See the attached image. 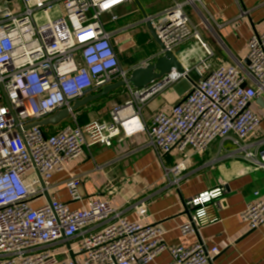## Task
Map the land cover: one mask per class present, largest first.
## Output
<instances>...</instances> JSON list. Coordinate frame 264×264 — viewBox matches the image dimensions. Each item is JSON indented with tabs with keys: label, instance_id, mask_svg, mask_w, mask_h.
Instances as JSON below:
<instances>
[{
	"label": "built area",
	"instance_id": "obj_1",
	"mask_svg": "<svg viewBox=\"0 0 264 264\" xmlns=\"http://www.w3.org/2000/svg\"><path fill=\"white\" fill-rule=\"evenodd\" d=\"M130 0H0V264H154L168 252L169 264H213L218 248L199 242L192 247H169L160 225H143L120 218L109 203L95 201L89 209L71 210L49 198L56 173L97 145L112 147L121 136L146 134L160 162L173 152L203 154L214 144L230 141L234 154L255 170H264V137H257L264 107V34L249 41L248 67H214L212 53L184 72L172 70L143 89H132L130 71L124 69L107 25L119 19L116 10ZM196 0L174 4L150 20L164 46L156 58L181 45L201 42L185 12ZM199 1V0H198ZM109 16V19H105ZM177 56V55H176ZM180 60L183 58L181 53ZM144 62L141 67L153 63ZM195 72L184 99L169 114L154 115L149 126L141 119L143 107L153 98ZM125 82L131 99L116 106L110 121L78 123L77 101ZM255 108V110H254ZM69 110L61 129L38 123ZM184 161L164 166L165 177L179 175ZM176 180L175 183H178ZM73 201H81V180L66 182ZM114 193L116 189H108ZM226 194L220 186L190 198L189 218L180 228L183 236L198 234L220 221L218 207ZM47 202L38 208L31 202ZM144 217V205L137 207ZM249 231L264 227V200L249 204L240 215ZM81 238L69 252L81 261L61 260L51 248Z\"/></svg>",
	"mask_w": 264,
	"mask_h": 264
},
{
	"label": "crops",
	"instance_id": "obj_2",
	"mask_svg": "<svg viewBox=\"0 0 264 264\" xmlns=\"http://www.w3.org/2000/svg\"><path fill=\"white\" fill-rule=\"evenodd\" d=\"M186 2L188 0H130L116 10L119 19L108 24L107 29L114 33L112 41L124 69L131 72L144 62L156 60L161 48L150 35L146 22L156 21L166 9ZM185 12L204 44L203 47L191 41L180 46L176 55L183 54L181 62L185 67H193L204 58L207 48L212 53L214 67H248L249 41L255 35L264 34V0H196L185 6ZM197 79V73L193 72L190 78L183 80L191 86ZM178 83L143 107L144 124L149 126L159 112L169 114L171 108L184 99L188 92L180 94ZM130 99L131 92L125 86L79 109L78 123L84 126L92 121L109 122L112 109L123 106ZM256 109L262 122L255 139L264 137V107L257 104ZM67 123L66 119L50 127L59 130ZM234 151L230 141L219 142L203 154L187 152L189 158L185 161L183 154L173 152L164 157L162 164L149 146L146 134L121 136L114 140L112 147L97 145L74 160L67 172L56 173L49 198L68 204L71 210L89 209L95 201L107 202L120 212L119 219L162 226L164 241L169 247H192L202 242L209 250L218 248L220 255L213 264H264V227L249 231L240 219L249 204L264 200V170H255ZM182 160L181 173L171 174L167 179L164 166L173 168ZM70 176L81 180V201H73L70 197L66 186ZM176 180L179 182L175 183ZM220 186L226 188L218 207L220 221L198 234L183 236L180 228L190 215L187 201ZM112 188L116 189L114 193L108 190ZM46 202L47 198L42 197L32 201L31 207L38 208ZM140 205L147 210L144 217L137 213ZM80 241L81 238H76L59 242L51 251L61 260L81 261L84 255L69 252L77 248ZM170 262L171 256L165 252L154 264Z\"/></svg>",
	"mask_w": 264,
	"mask_h": 264
},
{
	"label": "water",
	"instance_id": "obj_3",
	"mask_svg": "<svg viewBox=\"0 0 264 264\" xmlns=\"http://www.w3.org/2000/svg\"><path fill=\"white\" fill-rule=\"evenodd\" d=\"M12 1V0H9ZM147 18V17H146ZM146 27L154 39V41L160 46L161 49H164V46L160 42L156 31L153 28L152 22L148 20L146 22ZM247 64H249L247 62ZM172 70H176L179 73L184 72L183 64L176 54L166 51L164 55L159 56L153 63L148 64L146 67H137L131 71L130 78L128 83L134 89H143L153 82L162 79L164 76L168 75ZM126 86L125 82H119L110 86H106L103 91L97 95H89L81 101L75 102L71 108L72 112H76L81 108H85L91 103L97 102L98 100L107 97L111 93L123 88ZM69 110L60 111L53 116L43 120L38 123L41 127L55 126L60 124L62 121L69 118Z\"/></svg>",
	"mask_w": 264,
	"mask_h": 264
},
{
	"label": "rangeland",
	"instance_id": "obj_4",
	"mask_svg": "<svg viewBox=\"0 0 264 264\" xmlns=\"http://www.w3.org/2000/svg\"><path fill=\"white\" fill-rule=\"evenodd\" d=\"M105 19H109V16L106 17ZM177 86H178L177 91L180 94H186L187 92L190 91V87H191L187 80L180 81ZM254 110H255V108H254Z\"/></svg>",
	"mask_w": 264,
	"mask_h": 264
}]
</instances>
